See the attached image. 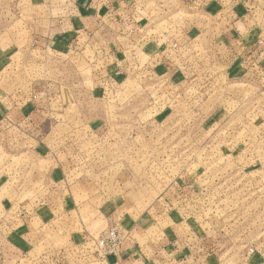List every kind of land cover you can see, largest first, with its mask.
<instances>
[{
  "label": "rangeland",
  "instance_id": "1",
  "mask_svg": "<svg viewBox=\"0 0 264 264\" xmlns=\"http://www.w3.org/2000/svg\"><path fill=\"white\" fill-rule=\"evenodd\" d=\"M12 1L20 3L18 10L8 8V0H0V47L23 49L29 46L25 36L31 32L25 20L29 11L23 10L29 1ZM190 2L187 8L175 0H139L143 11L134 15L136 25H144L147 36L168 34L178 42V50L159 45L170 56L161 61L155 58L146 68L138 65L146 62L144 56L137 62L130 59L124 83L112 86L107 80V105L95 110L96 116L107 118V126L102 128L106 136L101 131L95 140L97 152H93V145L83 143L84 139H69L64 146H70L73 153L57 158L73 163L72 178L76 180L107 179V195L118 209L138 211L154 199H171L173 204L159 206L182 209L180 230H186V244L192 246L186 264H264V76L261 83L251 84L227 74L229 63H224L218 45L210 41L203 45L200 37L188 45L181 32L185 19L197 26L201 23L202 9L222 5V11L228 13L234 4L247 0ZM40 30L33 27L32 35ZM261 56L259 52L256 58ZM18 58L14 57L9 67L21 64ZM256 63L247 54L239 62L243 69ZM54 67L55 61L49 69ZM42 69L31 67L27 72L31 74L28 78H38L39 88L44 89L54 78L48 69ZM20 72L0 73L2 95L21 86L24 74ZM90 74L84 68L79 76L86 80ZM90 84L91 80L84 85ZM70 110H65L66 117ZM56 113L54 117L66 120L62 111ZM12 142L0 133V264H9L12 259L17 264H38L42 257L51 258V249L39 238L25 240L23 233H18L25 224L22 214L21 218L17 215L22 209L8 205L13 201L14 181L23 183L21 165L38 160L36 155L20 154L23 144ZM16 195L22 200L25 193L18 190ZM14 212L18 219L15 237L10 236ZM161 224L165 222L158 226ZM115 226L120 227L117 223L100 232L87 227L83 248L68 251L74 252L76 263L99 264L102 253L92 241ZM25 241L35 244L26 248ZM52 241L55 248L57 241Z\"/></svg>",
  "mask_w": 264,
  "mask_h": 264
},
{
  "label": "crops",
  "instance_id": "2",
  "mask_svg": "<svg viewBox=\"0 0 264 264\" xmlns=\"http://www.w3.org/2000/svg\"><path fill=\"white\" fill-rule=\"evenodd\" d=\"M28 1V6H20V9L29 11L25 18L31 29L25 36L29 46L23 49L14 45L0 47V73L7 70L9 75L19 71L24 74L21 86H15L7 95L0 93V133L8 136L13 145L23 144L22 152L18 151L20 154L36 155L38 160L21 165L23 183L14 181L10 199L13 201L8 202L11 208L22 209L17 215L21 218L22 214L25 224L21 227L23 231L18 233H23L25 240H43L47 249H51L48 250L51 258L42 257L37 260L38 264H77L74 252L68 251L83 248L81 243L87 234L86 228L100 232L118 223L123 242L114 254L99 264H186L191 258L187 251L192 246L186 244V230H180L182 209L167 205L166 210L159 206L173 204L171 199H154L138 211L129 207L118 209L111 195H107V179L76 180L72 178L73 163L66 158L58 160L59 156L73 153L70 146H64L66 140L84 139L83 143L94 148L97 134L105 132L102 128L107 126L106 115L96 116L95 110L107 105V80L112 86L123 84L130 59L137 62L144 56L146 62L138 65L146 68L155 58L161 61L170 56L159 47L157 34L144 35V25H138L133 33L121 25V20H127V24L130 21L133 26L134 15L143 11V5L139 0ZM175 1L190 8V0ZM18 4L12 0L7 2L12 10H16ZM220 7L222 5L202 9V21L198 26L185 19L182 26L185 28H181L183 40H188L190 45L200 37L203 45L207 46L208 41L215 43L221 49L218 53L223 56L224 63L225 60L229 63L225 67L227 74L239 76L251 84L261 83L264 76V0L234 4L233 11L228 13ZM36 12L40 14L37 16ZM33 27H41L40 32L32 35ZM259 52L262 56L257 59ZM246 54L254 57L259 66L243 69L239 62ZM13 56L19 57L21 64L9 67ZM53 61L56 67L49 69ZM81 63L82 71L86 68L91 73L86 80L79 76ZM31 67L43 68L41 72L48 69L53 74L54 79L47 88H39L38 78H28L31 74L27 70ZM90 80L91 84L85 86ZM69 109L71 114L66 117L64 112ZM58 110L66 120L54 117ZM98 151L101 152L100 147ZM93 152H97V148ZM102 152H106V143ZM18 190L25 193L22 200L16 195ZM33 190L35 194H27ZM12 219L15 223L10 236L15 237L18 220L15 212ZM160 222L165 224L158 226ZM153 227H157L158 232L153 231ZM53 239L58 245L55 248L51 245ZM12 244L15 249L16 243ZM34 244L24 242L26 248ZM9 264L17 263L12 259Z\"/></svg>",
  "mask_w": 264,
  "mask_h": 264
},
{
  "label": "built area",
  "instance_id": "3",
  "mask_svg": "<svg viewBox=\"0 0 264 264\" xmlns=\"http://www.w3.org/2000/svg\"><path fill=\"white\" fill-rule=\"evenodd\" d=\"M120 23L123 27L126 26L127 31L129 33H133L138 29V25H136L137 22L134 20H133V26L130 23V21L129 24H127V20H121ZM159 38H160V42L158 45H163L166 48L172 49V51L178 50L179 48L178 42L168 34L163 33L159 36ZM123 239L124 236L122 230L118 226L109 228L101 232L97 236V238H95L94 241H92L94 242L98 250L102 253L101 258H99L100 262H105L109 255L114 254L118 250V248H120Z\"/></svg>",
  "mask_w": 264,
  "mask_h": 264
}]
</instances>
